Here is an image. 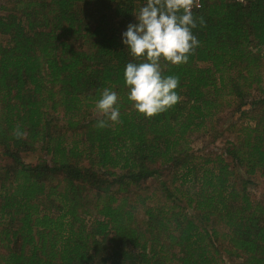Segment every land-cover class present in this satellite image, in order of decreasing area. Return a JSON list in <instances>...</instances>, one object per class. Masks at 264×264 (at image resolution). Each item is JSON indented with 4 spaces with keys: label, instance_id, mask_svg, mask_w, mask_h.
Listing matches in <instances>:
<instances>
[{
    "label": "trees",
    "instance_id": "1",
    "mask_svg": "<svg viewBox=\"0 0 264 264\" xmlns=\"http://www.w3.org/2000/svg\"><path fill=\"white\" fill-rule=\"evenodd\" d=\"M146 2H0V264H264L249 190L264 180V0L193 8L200 46L163 69L181 99L151 118L127 99L121 42ZM105 88L121 116L99 128ZM224 131L222 152L192 149Z\"/></svg>",
    "mask_w": 264,
    "mask_h": 264
},
{
    "label": "clouds",
    "instance_id": "2",
    "mask_svg": "<svg viewBox=\"0 0 264 264\" xmlns=\"http://www.w3.org/2000/svg\"><path fill=\"white\" fill-rule=\"evenodd\" d=\"M199 6V0H147L135 12L136 22L129 23L121 34V42L133 58L124 68L127 99L146 118L167 112L181 99L176 91L179 78L165 75L163 69L165 64L187 63L200 46L193 33L197 18L192 11ZM199 23L204 26L202 18ZM119 100L112 89L102 90L95 109L104 119L98 121L97 127L120 122ZM15 136L22 138L23 133L16 130Z\"/></svg>",
    "mask_w": 264,
    "mask_h": 264
},
{
    "label": "rangeland",
    "instance_id": "3",
    "mask_svg": "<svg viewBox=\"0 0 264 264\" xmlns=\"http://www.w3.org/2000/svg\"><path fill=\"white\" fill-rule=\"evenodd\" d=\"M4 1V0H0ZM4 38L0 35V42L3 41ZM258 91L254 93L255 97L258 95ZM233 107H226L221 111L219 114L222 121L218 124V128L225 130L229 127L231 122L233 121L231 115L233 111ZM95 116H101L98 111L95 112ZM234 139V133L230 131H224L221 136L214 138L213 135L209 134H195L192 137L191 147L194 151L199 154H206V155H214L216 153H220L226 147V143L228 140ZM38 153L35 154H27L25 155L24 159L26 161H35L37 158ZM252 184L249 186V190L251 192L252 197L257 199L264 198V180L259 177H255L252 180ZM156 186L158 187V182L150 181L147 182V186ZM142 211V210H141ZM139 213V218H142L143 211Z\"/></svg>",
    "mask_w": 264,
    "mask_h": 264
},
{
    "label": "built area",
    "instance_id": "4",
    "mask_svg": "<svg viewBox=\"0 0 264 264\" xmlns=\"http://www.w3.org/2000/svg\"><path fill=\"white\" fill-rule=\"evenodd\" d=\"M202 0H199V4L201 3ZM237 1H240V2H243L244 0H237Z\"/></svg>",
    "mask_w": 264,
    "mask_h": 264
}]
</instances>
